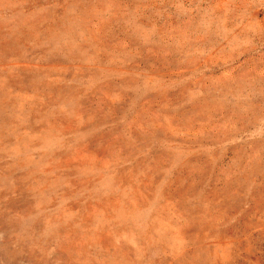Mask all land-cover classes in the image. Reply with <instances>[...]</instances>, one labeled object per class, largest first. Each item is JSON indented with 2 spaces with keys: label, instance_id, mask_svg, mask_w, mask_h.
I'll return each instance as SVG.
<instances>
[{
  "label": "rangeland",
  "instance_id": "374dc122",
  "mask_svg": "<svg viewBox=\"0 0 264 264\" xmlns=\"http://www.w3.org/2000/svg\"><path fill=\"white\" fill-rule=\"evenodd\" d=\"M0 264H264V0H0Z\"/></svg>",
  "mask_w": 264,
  "mask_h": 264
}]
</instances>
